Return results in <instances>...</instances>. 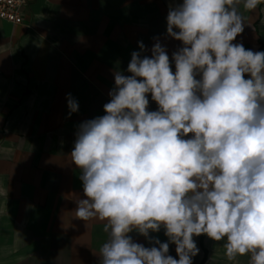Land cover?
<instances>
[{"label": "clouds", "instance_id": "clouds-1", "mask_svg": "<svg viewBox=\"0 0 264 264\" xmlns=\"http://www.w3.org/2000/svg\"><path fill=\"white\" fill-rule=\"evenodd\" d=\"M241 3L251 12L264 0L170 5L166 32L183 46L170 59L157 40L142 57L138 42L131 75L113 73L105 114L78 126L75 217L102 222L100 264H193L201 235L225 241L228 261L264 264V51L233 43L246 26ZM66 99L71 116L79 104ZM161 229L167 242L150 236Z\"/></svg>", "mask_w": 264, "mask_h": 264}, {"label": "crops", "instance_id": "crops-1", "mask_svg": "<svg viewBox=\"0 0 264 264\" xmlns=\"http://www.w3.org/2000/svg\"><path fill=\"white\" fill-rule=\"evenodd\" d=\"M181 2L27 0L22 24L0 22V264H100L102 222L86 226L75 217L76 200L84 198L70 158L76 132L105 114L113 73L131 75L138 42L146 48L142 57L151 56L157 40L170 59L183 46L166 32L169 7ZM238 7L246 26L233 43L264 51V3L251 12ZM69 93L79 104L71 116ZM148 98L149 111L157 110ZM150 236L167 242L164 229ZM194 239L200 252L193 264H248V256L228 261L223 240ZM169 254L178 259L174 244Z\"/></svg>", "mask_w": 264, "mask_h": 264}, {"label": "built area", "instance_id": "built-area-1", "mask_svg": "<svg viewBox=\"0 0 264 264\" xmlns=\"http://www.w3.org/2000/svg\"><path fill=\"white\" fill-rule=\"evenodd\" d=\"M27 0H0V22L10 25L23 23L21 9L25 7Z\"/></svg>", "mask_w": 264, "mask_h": 264}]
</instances>
